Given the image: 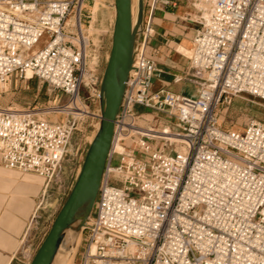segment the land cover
<instances>
[{
    "label": "built area",
    "instance_id": "2783aa9c",
    "mask_svg": "<svg viewBox=\"0 0 264 264\" xmlns=\"http://www.w3.org/2000/svg\"><path fill=\"white\" fill-rule=\"evenodd\" d=\"M158 1L177 6L150 0L136 33L78 264H264V122L237 131L220 127L217 115L238 95L264 101V0H187L199 26L188 68L172 83L194 85L193 94L151 91L157 66L147 47ZM84 2L0 0V82L36 78L65 99L0 107V166L44 180L31 220L60 182L86 102L98 99L102 72L87 51ZM138 107L172 121L143 127ZM51 112L64 118L41 117ZM86 148H75L74 179Z\"/></svg>",
    "mask_w": 264,
    "mask_h": 264
},
{
    "label": "rangeland",
    "instance_id": "374dc122",
    "mask_svg": "<svg viewBox=\"0 0 264 264\" xmlns=\"http://www.w3.org/2000/svg\"><path fill=\"white\" fill-rule=\"evenodd\" d=\"M134 2V12L136 9V0ZM176 11L179 14L177 21H180V38L178 52L183 60H187L191 50V39L194 30L199 26L197 13L190 2L187 0H176ZM150 0H146L144 4V13H147ZM169 6L158 1L157 8ZM114 17L113 0H85L82 11V23L84 35L90 40L87 51L90 55L91 62L98 64L99 72H102L104 60L98 61V51L101 42L104 43V54H106L112 29ZM105 36V39L103 37ZM45 36H43L36 47L43 44ZM187 93L193 94L195 87L189 84ZM64 97L60 94L55 96L46 84L41 83L36 78L21 80L19 78H10L8 81L0 82V107H16L25 109L27 107L47 108L50 105L63 103ZM88 113L83 116L79 128L81 132H74L69 145L67 147L68 154L63 163L59 183H52L47 195L39 205L35 217L31 220L26 233L14 254L11 264H28L33 253L35 252L40 241L45 236L50 223L65 199L72 182L74 181V168L79 159L80 152L76 154L75 148L77 144L81 146L88 145L89 139L94 134L98 126V101L97 99L86 102ZM218 124L225 129L241 131L250 121L264 122V101L253 98L248 95H238L233 98L232 103L227 107H221L218 110ZM41 117L51 120H62L64 115L61 113H43ZM172 121L162 113L153 111H144V114L138 119V123L143 127H153L154 129H162L165 124ZM71 171V172H69ZM71 173V174H70ZM71 175V176H70ZM37 202V201H36ZM37 216V217H36ZM84 242V232L68 231L65 234L64 241L59 250V255L53 264H78Z\"/></svg>",
    "mask_w": 264,
    "mask_h": 264
},
{
    "label": "water",
    "instance_id": "95a60500",
    "mask_svg": "<svg viewBox=\"0 0 264 264\" xmlns=\"http://www.w3.org/2000/svg\"><path fill=\"white\" fill-rule=\"evenodd\" d=\"M113 7L110 44L99 83L98 126L65 199L28 264H53L66 232L82 231L94 207L111 143L113 121L132 68L135 36L143 22L144 0H136L133 20L131 0H113Z\"/></svg>",
    "mask_w": 264,
    "mask_h": 264
},
{
    "label": "crops",
    "instance_id": "0c3cea01",
    "mask_svg": "<svg viewBox=\"0 0 264 264\" xmlns=\"http://www.w3.org/2000/svg\"><path fill=\"white\" fill-rule=\"evenodd\" d=\"M179 6V5H178ZM176 7L157 8L151 19L153 34L149 39L147 53L156 61L157 72L152 79L151 91L166 87L184 91L188 83H172V77L188 68V59L180 56L177 40L180 38V21ZM146 18L144 13L143 20ZM105 39V36L103 37ZM110 44V42H109ZM183 49L182 46H179ZM104 43L98 51V61H103ZM104 56V57H103ZM105 63V60H104ZM104 66V65H103ZM140 113L144 109L138 107ZM44 180L33 174L5 169L0 166V264H11L30 223L41 194Z\"/></svg>",
    "mask_w": 264,
    "mask_h": 264
},
{
    "label": "bare ground",
    "instance_id": "6f19581e",
    "mask_svg": "<svg viewBox=\"0 0 264 264\" xmlns=\"http://www.w3.org/2000/svg\"><path fill=\"white\" fill-rule=\"evenodd\" d=\"M134 0H131V13H132V20L134 19V17H135V12H134V2H133ZM162 136H166L165 134L164 135H162ZM59 255V252L56 254V256H55V259H56V257Z\"/></svg>",
    "mask_w": 264,
    "mask_h": 264
}]
</instances>
